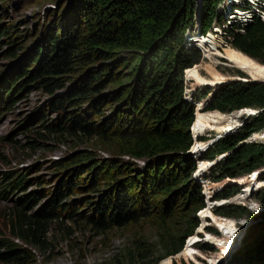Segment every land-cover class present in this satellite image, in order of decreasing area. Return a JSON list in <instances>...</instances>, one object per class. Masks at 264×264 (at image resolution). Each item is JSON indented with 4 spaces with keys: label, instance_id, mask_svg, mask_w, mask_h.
Returning <instances> with one entry per match:
<instances>
[{
    "label": "trees",
    "instance_id": "16d2710c",
    "mask_svg": "<svg viewBox=\"0 0 264 264\" xmlns=\"http://www.w3.org/2000/svg\"><path fill=\"white\" fill-rule=\"evenodd\" d=\"M10 1L2 0L1 9L5 10ZM18 1L22 0L13 4ZM217 2L199 0L201 31L193 36L192 47H187L183 40L190 23H194L197 0H66V11H53L50 24L43 25L42 40L27 52V57L6 71L0 70L2 101L10 106L21 99L22 91L40 89L52 97L53 106L49 108L57 114L48 124L41 116L34 126L39 128L33 130V143L15 142L17 148L35 150L38 142L67 144L73 140L75 147L88 145L107 152L108 162L115 163L113 167L123 164L126 169L127 178L99 196L93 212L96 216L86 220L70 218L69 226L85 221L104 231L143 219L155 221V240L134 238L130 245L112 254L107 264H157L182 249L179 254L185 255L187 242L199 224L197 211L203 208L205 195L201 186L206 177L193 176L196 165L190 154L198 153L199 145L204 143L203 138L191 135L198 136V114L215 113L203 110L228 113L241 108L264 112V81L225 83L212 93L209 102L199 104L203 107L196 108L195 116L194 106L184 98V76L197 71L199 49L204 51L207 43L216 38L203 33L216 18ZM58 17L67 21L62 23ZM9 25L0 32V48L1 39L11 31ZM224 30L232 45L254 64L230 57L264 68V21L254 16L248 23L235 22ZM11 39H7L10 48L14 44ZM8 56L15 57L16 52L11 50ZM62 89L64 92L57 96ZM209 93L211 90L201 96ZM106 106L110 113L104 115ZM258 119L217 139L207 154L199 156L214 160L215 154H225L210 178H239L264 163L263 148L253 149L248 143L238 145L264 121V114ZM91 154L78 157L77 164L92 160ZM125 158L129 162H124ZM207 162L200 161V170L208 166ZM74 180L66 179L67 187H78L79 180ZM87 180L90 184L93 177ZM240 188L232 184L215 199L234 196ZM54 193L56 197L57 189ZM62 208L50 204L41 213L33 214L15 207L9 221L10 238H0V264H34L37 254L43 256L47 251L52 255L55 237L71 238L74 231L60 220L66 215ZM220 209L225 216L247 212L241 206L225 205ZM205 245L199 248L212 247ZM232 259L234 264H264V223L249 228Z\"/></svg>",
    "mask_w": 264,
    "mask_h": 264
},
{
    "label": "rangeland",
    "instance_id": "374dc122",
    "mask_svg": "<svg viewBox=\"0 0 264 264\" xmlns=\"http://www.w3.org/2000/svg\"><path fill=\"white\" fill-rule=\"evenodd\" d=\"M15 1L11 0L5 10L0 7L2 15L0 19L2 18L4 23L0 26V32L8 27V24L11 30L1 39L0 70L3 71H6L7 67L8 69L14 67L27 57V52L42 40L43 28L45 24H50L53 11L56 10L57 14L61 10L65 12L64 6L67 5L66 0H22L14 5ZM255 3L259 5L251 7L252 13H256L260 6L261 9L264 7V0L255 1ZM0 5L3 6L2 0ZM197 5L192 17L194 23H190L183 40V44L187 47H192L193 36L200 34L201 31L202 7L199 5V0ZM235 5L244 7L245 3L243 0H218L215 8L216 18L205 32L209 31L207 35L211 33L216 38L212 40V43H207L209 46L205 47L204 51L202 48L199 49L201 59L196 64L197 71H194L190 77L184 76V98L194 106V116L196 108L203 107L199 104L209 102L212 93L225 83L236 80L264 81L263 66L256 63L255 65L259 67L252 66L232 58L236 57L254 64L248 55L232 45L229 34L228 38L225 37L227 31L222 30L224 27L228 28L230 23L226 18ZM237 11L239 10L234 12ZM221 16L222 19H219ZM249 16L251 12L247 10L243 14L235 15L239 20H233L231 23L239 24ZM58 19L62 23L67 21L64 18L58 17ZM57 22L58 20L55 24ZM214 30H217V33ZM20 33L22 36L16 35ZM8 38H12L11 43H14L11 44L12 48L7 41ZM11 50L16 52L15 57L8 56ZM211 52L214 54L210 55ZM208 90H211V93L205 97L201 96ZM62 92L64 89L57 91V96ZM21 94V99L10 108L6 109L5 105H0V238H10L9 221L15 207L35 214L41 213L52 204L65 209L66 215L60 220L66 227H71L74 233L69 239L55 237L52 255H48L47 251L43 256L37 254L34 264H107L112 254L130 245L134 238L145 236L155 240L157 234L155 221L149 219H143L122 228L111 227L104 231L95 229L91 223L85 221L78 223L76 227L68 225L70 218L86 220L87 217L96 216L93 212L98 205L99 196L105 195L111 185L118 186L119 182L126 179V169L123 168V164L113 167L115 163L108 162L110 157L107 152L96 150L88 145L75 147L73 140L67 141V144L53 141L38 142L35 150L17 148L15 142L20 141L25 145L33 143L32 139H35L32 136L33 130L39 128L34 126L38 125L41 116L47 124L57 116L56 112L49 108V105L53 106L50 103L52 97L49 94L34 88L22 91ZM54 100L53 98V102ZM102 111L104 115H107L110 113V108L106 106ZM203 112L215 113L198 114V136H193L189 128L192 137L203 138L201 141L204 142L199 145L198 153H190L196 165L193 176L206 177L202 181L203 187L201 186L205 194L203 208L197 211L199 224L193 236L189 238L190 240L188 239L185 255L179 254L182 249L175 255L160 259L157 264H234L232 257L242 247L249 228L251 226L257 228L259 223H264V163L258 169L239 178L215 179L210 176L214 174L219 161L225 154H215L214 160H202L199 157L207 154L208 149L217 139L251 124L253 119H258L261 114H264L263 110L241 108L228 113L218 110H203ZM102 116L99 115V117ZM89 143L92 145V141ZM245 143L250 144L253 149H264V121L238 145ZM87 152L92 153L94 158L82 165L77 164V158L83 155L88 156ZM126 161L129 162V159L125 158L124 162ZM136 161L142 162V160ZM200 161H208V166L200 170ZM94 169L95 172H93ZM91 177L93 182L89 184L87 179ZM72 178L76 179L74 180L76 182L79 180L78 187H67L65 180ZM129 180L131 182V179ZM235 183L241 186L237 194L227 199H215L218 193L229 189ZM68 205H71L70 212ZM225 205L241 206L247 212L225 216L219 211ZM75 211H77L76 214H74ZM220 222L222 224L219 225ZM223 237L225 239L220 241L219 239ZM205 244L212 247H209V250L199 248V246L206 247ZM160 253L158 252L159 255ZM47 256H49L48 259Z\"/></svg>",
    "mask_w": 264,
    "mask_h": 264
},
{
    "label": "built area",
    "instance_id": "2783aa9c",
    "mask_svg": "<svg viewBox=\"0 0 264 264\" xmlns=\"http://www.w3.org/2000/svg\"><path fill=\"white\" fill-rule=\"evenodd\" d=\"M249 1V2H248ZM255 1H257V2H260V0H246V4H245V6L243 7V6H241V5H235V6H233V8H231L230 9V13L229 14H231V15H227V18H226V20H227V22H229L230 24H232L231 22H233V20H239V18L238 17H235V15H238V14H243V13H245V11H249V12H251V16H249L248 17V19H244V21L243 22H241V23H248V22H250L251 20H252V18L254 17V16H257V17H259L262 21H264V7H262V9H261V6H260V8L257 10V12L256 13H252V10H251V7H258V5L259 4H257V3H255ZM245 3V2H244ZM235 10H239L240 12L239 13H235L234 11ZM230 24H228V25H230ZM227 27V26H226ZM224 29H225V27L222 29L223 31H224ZM216 33H217V30H214ZM218 31L220 32L221 30H220V28H218ZM207 33H205V35H206ZM203 35V34H202ZM201 35V36H202ZM196 37V36H195ZM225 37H227V35L225 36ZM228 38V37H227ZM193 42H195V41H192V43Z\"/></svg>",
    "mask_w": 264,
    "mask_h": 264
},
{
    "label": "water",
    "instance_id": "95a60500",
    "mask_svg": "<svg viewBox=\"0 0 264 264\" xmlns=\"http://www.w3.org/2000/svg\"><path fill=\"white\" fill-rule=\"evenodd\" d=\"M190 153V151H188Z\"/></svg>",
    "mask_w": 264,
    "mask_h": 264
}]
</instances>
